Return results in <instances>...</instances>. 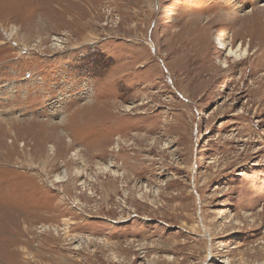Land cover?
Masks as SVG:
<instances>
[{"label": "rangeland", "instance_id": "rangeland-1", "mask_svg": "<svg viewBox=\"0 0 264 264\" xmlns=\"http://www.w3.org/2000/svg\"><path fill=\"white\" fill-rule=\"evenodd\" d=\"M263 56L264 0H0V264H264Z\"/></svg>", "mask_w": 264, "mask_h": 264}, {"label": "bare ground", "instance_id": "bare-ground-1", "mask_svg": "<svg viewBox=\"0 0 264 264\" xmlns=\"http://www.w3.org/2000/svg\"><path fill=\"white\" fill-rule=\"evenodd\" d=\"M251 41V40H250ZM248 42V44H247V46H248V48H250V44H251V42ZM261 45V44H260ZM217 48H219V49H221V50H223L224 49V52H225V56L226 57H232V58H234V59H239V60H241L242 58H246V55H247V58L249 57V50L247 49V47H243L242 45H241V43H239V44H237L236 46H234V47H232V46H230L228 43H225L223 40H221V39H219V41H218V47ZM255 52H256V50H255ZM207 55V54H206ZM263 58H264V56H263ZM205 59H210V56H206L205 57ZM244 61V60H243ZM264 62V61H263ZM222 64H223V68H224V70L226 69V71L227 70H229V68H230V65L229 64H227V61H225V60H223L222 62H221ZM110 167H112L111 165H106L104 168L105 169H108V168H110ZM110 172H111V174L112 175H114V176H116V174H117V172L116 171H114V170H110V169H108ZM59 177H57V179H58Z\"/></svg>", "mask_w": 264, "mask_h": 264}]
</instances>
